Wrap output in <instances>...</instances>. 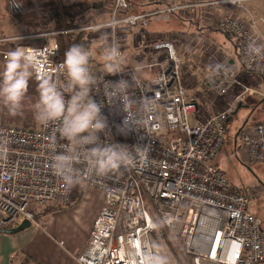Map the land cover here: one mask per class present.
I'll return each instance as SVG.
<instances>
[{
    "label": "built area",
    "instance_id": "2783aa9c",
    "mask_svg": "<svg viewBox=\"0 0 264 264\" xmlns=\"http://www.w3.org/2000/svg\"><path fill=\"white\" fill-rule=\"evenodd\" d=\"M264 0H152L161 6L156 12H132L130 0H110L109 20L105 25L86 23L81 29L108 27L107 43H120L117 26L135 27L152 17L188 16L192 8L205 14L220 15L217 27L237 39V57L247 73L264 79V36L262 17L245 19L247 4ZM109 3V1H108ZM210 12V13H208ZM124 17L117 19L118 15ZM199 17V12L195 18ZM67 31L44 32L40 45L24 48L38 65V71L51 74L58 86L65 84L63 61L58 36ZM95 34V33H92ZM14 39H0L1 44ZM149 47L151 59L139 70L125 65L117 75L104 69L90 68L96 78L91 95L103 103L102 113L108 118L110 134H101L105 143H122L146 147L144 159L137 157L134 167L121 168L106 176L85 174L84 186L102 194V204L93 222L88 244L77 256L78 264H156L165 259L158 246L165 239L181 240L191 264H263L264 233L261 221L248 211L249 197L234 188L215 159L227 142L228 124L236 105L252 92L239 90L233 104L212 115H202L197 95L189 96L183 80L181 60L170 41H156ZM138 49V48H136ZM11 50V51H12ZM124 55L125 47L120 49ZM9 51L0 50L5 62ZM231 62V63H230ZM216 63L204 83L208 92L218 97L237 90L233 79V61ZM124 79L129 82L130 111L128 119L138 124L128 136L119 134L115 125L125 113L120 106L107 103L105 87ZM33 80L38 83L34 76ZM239 89V88H238ZM237 105V106H238ZM55 140L62 151L66 141L57 126L39 125L28 129L0 124V230L19 226L23 221L38 226V206L68 204L75 185L68 187L56 175L50 161ZM233 144L242 147L248 167L264 165V122L241 130ZM81 167V166H78Z\"/></svg>",
    "mask_w": 264,
    "mask_h": 264
},
{
    "label": "rangeland",
    "instance_id": "374dc122",
    "mask_svg": "<svg viewBox=\"0 0 264 264\" xmlns=\"http://www.w3.org/2000/svg\"><path fill=\"white\" fill-rule=\"evenodd\" d=\"M130 1L132 12H156L161 9V6L152 4V0ZM40 3L41 0H0V27L4 26L5 20H9L10 26L15 23L14 19H16L19 25H22V23L28 24L27 27L31 29L28 33H39V30L45 27L44 23L38 22L41 16L38 10ZM58 3H68V1L60 0ZM109 4L110 0H107L105 3L99 2L96 7L105 9L106 6L108 8ZM198 12L199 17L195 18ZM205 12L202 8H192L186 12L188 16L169 17L158 15L156 18L152 17L144 25L142 23H138L135 27L118 25L116 29L120 38L124 40L117 43V46L120 49L125 47V65L138 68V75H142L143 71L139 68L151 59L149 47L142 48V45L152 46V43L156 41H170L181 60L183 80L190 89L188 92L197 96L202 93L204 95L208 91L204 79L209 76V71L216 63L233 61V65H231V68H234L233 79L239 89H233L223 97H216L212 94L211 99H214H206L204 103L200 100V107L203 111L202 115H212L226 110L229 104H233L239 90L247 89L252 92L243 96L241 108L231 116L228 124L227 142L218 153L215 163L225 173L228 182L249 197L248 211L261 220L264 233V165L260 164L252 167L244 165L241 161L244 160L242 147L237 144L234 149L232 146V140L239 131L249 129L254 124L260 123V121L264 122V79L257 74L247 73L241 69L237 49L235 48L237 39L233 36L228 38L226 32L218 28L216 23L211 27H206L204 23V18H207ZM48 13L47 11L46 14ZM93 15L95 16L93 25H105L109 20V16L105 12H95ZM122 17L124 16L119 14L117 19ZM45 19L47 20L48 16H45ZM18 32V35H20L24 32V29L20 28ZM86 32L88 39L92 42L90 49L92 59L89 68L91 67L92 70L96 68L99 69L97 71H100L104 68L101 60L102 51L99 45L106 42L108 27L103 26L101 31L92 32L95 34H92L89 30ZM8 34L10 35V33ZM18 40H20L17 41L20 42V46L30 45L25 39L18 38ZM37 45H40V43L37 42ZM4 65L3 62L0 64L3 69ZM191 71H194L201 81L193 84L188 81L187 73H191ZM38 98V83L32 79L29 81L28 92L24 98L20 114L16 116L9 115L3 101L0 100V123H2L1 121H7L10 126L37 129L40 123L34 119V105ZM100 199L102 200L101 193L89 189L80 181L75 184L68 204L55 206L50 203L38 206L35 210L37 221L45 224V216L39 215L46 207H49L54 209L47 213L49 218L52 214H54L53 216L65 215L69 219L74 216L79 225L84 227L90 222L91 218L95 220ZM81 204H83V209L78 212L76 207ZM158 250L165 256L166 264H191V259L186 255L179 239L173 242L166 238L165 247L158 246Z\"/></svg>",
    "mask_w": 264,
    "mask_h": 264
},
{
    "label": "clouds",
    "instance_id": "9594fccd",
    "mask_svg": "<svg viewBox=\"0 0 264 264\" xmlns=\"http://www.w3.org/2000/svg\"><path fill=\"white\" fill-rule=\"evenodd\" d=\"M226 3H240L241 0H225ZM92 27L101 31L98 26ZM106 40V38H105ZM101 60L104 71L110 75L121 73L125 57L115 43L102 45ZM92 54L81 44H73L64 54L62 70L65 84L58 86L51 74H41L38 65L24 48H16L6 54L3 74L0 75V100L9 115L21 113L29 81L38 80L39 98L34 105V119L41 125L57 126L59 137L66 141L62 151H57L55 140L50 147L53 156L52 171L60 176L69 188L81 181L85 174L106 176L121 168L134 167L137 157L144 159L146 147L122 143H105L101 134H110L108 118L102 113L103 103L91 95L96 78L89 68ZM129 82L121 79L105 87L107 103L120 106L125 113L116 131L124 136L137 132L138 124L127 117L130 111ZM81 166V167H78ZM156 264H166L158 258Z\"/></svg>",
    "mask_w": 264,
    "mask_h": 264
},
{
    "label": "crops",
    "instance_id": "0c3cea01",
    "mask_svg": "<svg viewBox=\"0 0 264 264\" xmlns=\"http://www.w3.org/2000/svg\"><path fill=\"white\" fill-rule=\"evenodd\" d=\"M58 1L60 0H41L38 9L41 13V16L38 22L46 23L45 16L47 11L43 8L47 7L48 4L51 5L58 3ZM66 1H68V3H71L78 0ZM105 1L107 0H94L93 6L95 12H105L108 15L107 6L105 9H99L100 7H96V4H98L99 2L105 3ZM206 16L207 18H204V23L206 27H211L214 23L217 24L220 15L214 16L209 14ZM243 16L245 19H249L250 16L262 17L264 19V2L248 3L246 11L243 12ZM94 20L95 16L93 15L91 16L90 21L94 22ZM5 21L6 23L4 24V26L0 27V34H3V38L14 39V41L7 43L6 45L1 44V51L10 52L14 47L20 46V42H17L20 41L18 40V38L27 40L30 45H36L37 42L38 44L40 43V40L37 39L39 38L41 33L36 32V34H30L28 33V31L31 30L30 27H24L23 25H19L18 23H12V25L9 26V20L7 19ZM20 28L24 29V32L18 35V31ZM8 33H10V35ZM261 34L262 36H264V23L261 26ZM2 62L5 63L3 60H0V64H2ZM3 71L4 69L0 66V74H3ZM187 74L188 81H190L192 84L201 81L200 77L194 71H191V73ZM212 94L218 97L216 93L208 91L205 92L204 95L203 93L199 94L197 96L199 97V106L200 100L202 103H204L206 99H211ZM191 95L192 93L189 94V96ZM233 140L232 146L235 149V144H233ZM241 192L246 195V193H244L243 191ZM101 204L102 200L100 199L98 203L99 209L101 207ZM82 205L83 204L76 207L78 212L83 209ZM51 209L52 208L46 207V209L39 215L45 216V224L39 223L36 217L38 226L31 225L30 228H28L27 230L12 236L0 234V264H78L76 262V258L86 248V244L88 243L89 238V232L91 230L92 222L94 219L91 218L90 222L84 227H82L81 225H79L78 221L74 219V216L69 219L65 215L53 216L54 214H52V216L49 218V214L47 213H49ZM99 209H96V216L99 212Z\"/></svg>",
    "mask_w": 264,
    "mask_h": 264
},
{
    "label": "trees",
    "instance_id": "16d2710c",
    "mask_svg": "<svg viewBox=\"0 0 264 264\" xmlns=\"http://www.w3.org/2000/svg\"><path fill=\"white\" fill-rule=\"evenodd\" d=\"M43 9H45L49 13L46 14V16H48V19L46 20V23H44L45 27L39 30V33H44L48 31L59 32L61 30L67 31L66 36H62V35L58 36V46L60 50V58L62 61L64 60V54L66 50L70 48L73 44H81L85 48L91 49L92 42L88 39L87 32L82 31L81 29L86 25V23L88 22L89 24L93 23V21H90L91 16H93V14L95 13L93 1L78 0L75 2L64 3V4H60V3H55L51 5L48 4L47 7H44ZM14 21L15 23L19 24V22L16 19H14ZM22 25L24 27H27L28 24L22 23ZM225 34L228 38H230V36L227 33ZM0 39H4L3 34H0ZM106 44L108 43L104 42L101 45H99L101 51H103L101 46ZM236 47L237 44H235V48ZM1 122L2 123L0 124L10 125L9 122L7 121H1ZM0 234H3V231L0 230Z\"/></svg>",
    "mask_w": 264,
    "mask_h": 264
},
{
    "label": "water",
    "instance_id": "95a60500",
    "mask_svg": "<svg viewBox=\"0 0 264 264\" xmlns=\"http://www.w3.org/2000/svg\"><path fill=\"white\" fill-rule=\"evenodd\" d=\"M230 63H231V62H230ZM239 108H241V104H239V105L237 106V110H238ZM237 110H236V111H237ZM236 111H235L233 114H235ZM30 226H31L30 222H28V221H23L19 226L15 227V228L3 231V234H5V235H10V236H12V235H16V234H18V233H21V232L27 230L28 228H30Z\"/></svg>",
    "mask_w": 264,
    "mask_h": 264
}]
</instances>
